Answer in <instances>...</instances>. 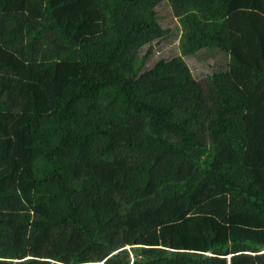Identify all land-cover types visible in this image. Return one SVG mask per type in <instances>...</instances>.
<instances>
[{"label": "trees", "instance_id": "trees-1", "mask_svg": "<svg viewBox=\"0 0 264 264\" xmlns=\"http://www.w3.org/2000/svg\"><path fill=\"white\" fill-rule=\"evenodd\" d=\"M228 255L264 264V0H0V264Z\"/></svg>", "mask_w": 264, "mask_h": 264}, {"label": "rangeland", "instance_id": "rangeland-1", "mask_svg": "<svg viewBox=\"0 0 264 264\" xmlns=\"http://www.w3.org/2000/svg\"><path fill=\"white\" fill-rule=\"evenodd\" d=\"M157 14L158 19L161 25L164 28L169 29V35L159 42H154V50L153 53L146 64L147 66H151L154 64L155 61L165 58L170 59L173 56L179 54V41L182 34V26L178 20V18L174 15L171 6L168 2L162 1L159 6L157 7ZM146 47H143L141 50V54L144 53ZM186 61L190 65L193 75L199 79L203 77L206 74H209L211 72V65L216 61L213 57H205V58H193V57H185ZM219 59V57H218ZM219 61V60H218ZM222 61V60H220ZM225 60H223L224 62ZM255 120L257 119L256 116H252ZM254 120V121H255ZM224 208L221 207V213L223 214ZM177 227H180L177 225ZM161 230V229H160ZM158 231V229H157ZM158 240L154 242H148L146 241L150 247H162L166 248L168 246H165V244L168 242L167 240H162V237L160 235V231H158ZM164 241V242H163ZM157 244V245H156ZM162 244V245H161ZM170 248V247H168ZM151 251H155L157 249H150Z\"/></svg>", "mask_w": 264, "mask_h": 264}, {"label": "clouds", "instance_id": "clouds-1", "mask_svg": "<svg viewBox=\"0 0 264 264\" xmlns=\"http://www.w3.org/2000/svg\"><path fill=\"white\" fill-rule=\"evenodd\" d=\"M230 258H231V255H228V259L230 260ZM229 264H230V262H229Z\"/></svg>", "mask_w": 264, "mask_h": 264}, {"label": "bare ground", "instance_id": "bare-ground-1", "mask_svg": "<svg viewBox=\"0 0 264 264\" xmlns=\"http://www.w3.org/2000/svg\"><path fill=\"white\" fill-rule=\"evenodd\" d=\"M127 247H129V246H127Z\"/></svg>", "mask_w": 264, "mask_h": 264}, {"label": "crops", "instance_id": "crops-1", "mask_svg": "<svg viewBox=\"0 0 264 264\" xmlns=\"http://www.w3.org/2000/svg\"><path fill=\"white\" fill-rule=\"evenodd\" d=\"M229 262H230V260H229Z\"/></svg>", "mask_w": 264, "mask_h": 264}]
</instances>
